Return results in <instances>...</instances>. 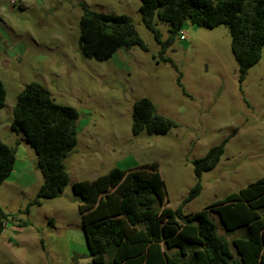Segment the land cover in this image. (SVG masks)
Instances as JSON below:
<instances>
[{
  "label": "rangeland",
  "instance_id": "374dc122",
  "mask_svg": "<svg viewBox=\"0 0 264 264\" xmlns=\"http://www.w3.org/2000/svg\"><path fill=\"white\" fill-rule=\"evenodd\" d=\"M84 7L131 17L147 51L122 48L106 61L84 56ZM140 7V0H0V81L6 90L0 138L16 151L14 171L0 186V209L7 215L0 264H92L73 185L115 168L156 163L166 207L183 205L184 215L210 209L264 178V47L241 81L228 27L186 22L179 34L187 39L178 34L164 50ZM157 29L167 42L170 25L158 22ZM32 83L80 115L78 143L66 160L70 182L59 198L40 203L37 155L11 129L18 96ZM144 98L175 123L167 135L132 134L134 104ZM223 143L220 162L201 176L200 195L184 203L198 182L194 162ZM212 217L228 242L242 235L225 232Z\"/></svg>",
  "mask_w": 264,
  "mask_h": 264
},
{
  "label": "trees",
  "instance_id": "16d2710c",
  "mask_svg": "<svg viewBox=\"0 0 264 264\" xmlns=\"http://www.w3.org/2000/svg\"><path fill=\"white\" fill-rule=\"evenodd\" d=\"M140 1L142 21L164 50L190 22L211 29L229 28L241 81L261 60L264 0ZM158 22L170 25L171 36L165 43ZM79 43L82 54L97 61L110 59L122 48L147 51L131 17L96 13L85 7ZM5 102L6 90L0 81V109ZM79 118L75 108L57 105L40 84H30L18 96L11 129L22 134L37 155L43 184L36 203L59 198L67 188L66 160L78 143ZM175 126L157 113L149 99L134 104L135 137L144 133L164 136ZM224 147L225 143L212 148L194 162L198 182L184 203L200 195L201 176L218 165ZM15 163L16 151L0 138V186L11 176ZM73 191L92 264H264V178L192 215L183 214V205L175 211L166 207L156 163L128 171L115 168L95 180L75 183ZM213 214L225 232L242 235L228 242L219 235ZM6 218L0 209V234Z\"/></svg>",
  "mask_w": 264,
  "mask_h": 264
},
{
  "label": "built area",
  "instance_id": "2783aa9c",
  "mask_svg": "<svg viewBox=\"0 0 264 264\" xmlns=\"http://www.w3.org/2000/svg\"><path fill=\"white\" fill-rule=\"evenodd\" d=\"M179 37H180V40H181V41H185V40L187 39V35H186L185 33H183V32H181V33L179 34Z\"/></svg>",
  "mask_w": 264,
  "mask_h": 264
},
{
  "label": "crops",
  "instance_id": "0c3cea01",
  "mask_svg": "<svg viewBox=\"0 0 264 264\" xmlns=\"http://www.w3.org/2000/svg\"><path fill=\"white\" fill-rule=\"evenodd\" d=\"M13 171H14V170H13ZM9 178H10V177H9ZM9 178H8V179H9ZM8 179H7V180H8Z\"/></svg>",
  "mask_w": 264,
  "mask_h": 264
},
{
  "label": "water",
  "instance_id": "95a60500",
  "mask_svg": "<svg viewBox=\"0 0 264 264\" xmlns=\"http://www.w3.org/2000/svg\"><path fill=\"white\" fill-rule=\"evenodd\" d=\"M92 180H94V179H92ZM92 180H91V181H92Z\"/></svg>",
  "mask_w": 264,
  "mask_h": 264
}]
</instances>
